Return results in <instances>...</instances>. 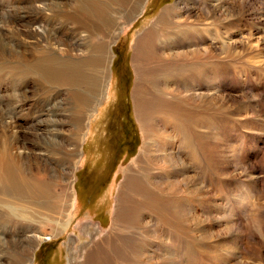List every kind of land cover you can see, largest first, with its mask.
<instances>
[{
	"label": "rangeland",
	"instance_id": "obj_1",
	"mask_svg": "<svg viewBox=\"0 0 264 264\" xmlns=\"http://www.w3.org/2000/svg\"><path fill=\"white\" fill-rule=\"evenodd\" d=\"M176 1L146 0L145 6L141 4V8H144L142 12L132 15L129 13V6L106 0L108 17L121 24L117 39L111 46L114 57L110 67L111 77H108V95L90 123L73 177L75 215L71 214L68 230L57 233L55 221L65 219L69 214L72 199L69 185L72 178H62L59 163L50 167L56 174L48 175L40 168L41 163L31 158L36 155V150L46 148L43 137L38 136V130H44L48 126L47 113L51 108L49 106L53 102L54 92L48 89V93L52 92L48 98V93L43 92L42 86L39 91V84H34L32 80L26 85L21 83L22 78L8 77L7 69L11 52L18 55L21 52L31 60L38 52L44 53L49 49V55L52 56V50L57 48L54 38L57 39L63 32L65 36H70V33L66 34L68 29L63 24L61 13L64 10L59 8V0H0V145L6 147L7 156L15 153L25 156L24 159L28 162L23 160L19 163L21 172L24 168L34 169L33 177H25L26 181L21 179L25 183L37 184L39 192H35L46 210H40L39 213L44 215L43 222L37 227L50 235L34 251L31 249L26 252L27 257H31L33 253V261L26 264H68L70 252L90 241L83 226L87 225L89 231L98 229L103 234L110 231L112 217H116V200L125 180L123 170L138 157L143 143L133 104L136 83L133 66L135 48L138 40L159 20L162 11L175 5ZM183 1L181 11L173 19L179 27L175 28L172 24H166L165 27H172V33H178L179 36L187 28L193 27L189 35L192 40H178L175 46L158 43L154 60H161L162 53L172 50L182 56L178 62L185 60L179 65L197 63L200 70L208 73V82L200 78L197 81L193 77L189 80V85L180 82L178 90L184 95L194 91L201 97L204 96L202 102L205 104L206 97L212 95L210 102L215 107L219 131L216 141L219 144L216 143L215 146L216 172H209L208 165L211 166V163L207 164L204 154L199 163L202 173L199 181L194 164L188 167L193 158L191 155H183L186 164L177 155L172 169L175 173H172L173 179L178 180L181 194L187 199L188 211L185 218L190 224L185 225L184 233L188 229L192 231L193 236H189V242H198L199 246L197 244L196 248L201 251L205 249L200 254L207 253L205 258L199 259L202 263L197 260L198 264H207V260H216L215 256H225L224 253L227 258L224 264H264V0ZM32 5L37 8H32ZM41 8L45 11L40 12ZM128 13L125 20L131 15L132 17L122 22L120 18L124 19ZM59 30L61 31L56 33ZM112 35L105 36L103 41ZM166 36L167 34L164 37ZM91 42L93 41H88L87 49L85 48L88 59L94 58V44ZM68 43L69 39L65 43L66 47ZM180 43L184 47L182 50L178 47ZM17 65L20 66V62ZM143 69L149 79H155L149 64H144ZM212 72L216 78L211 76ZM100 77V74L87 73L90 85L97 86ZM151 80H148V86L144 90V98L148 103L145 113L146 116L154 117L151 131L155 134V118L163 111L154 109L153 116L151 114L148 101L152 91ZM81 94L82 110H85L89 94H86L85 88L81 90ZM57 110H62L61 115H65V107ZM199 132L205 131L200 129ZM149 140H152V136ZM27 146L30 149H24ZM178 152L185 153L186 150L179 147ZM55 159L59 160V157ZM135 186L138 191H142L138 188L139 182H135ZM0 195L18 196L19 193L11 191L7 184L0 188ZM127 195L129 201H132L133 195ZM129 205L130 203L128 207ZM47 206L50 208L47 209ZM4 216H0V264H17L15 249L22 243L25 230L11 224L8 217ZM249 235L252 236L249 238ZM248 246L255 250L246 251ZM155 248V245L148 244L146 250L150 251L147 253ZM210 249L212 253L208 254ZM187 250L193 253L192 246H187ZM164 259H159L158 263ZM191 263L193 260L183 261V264Z\"/></svg>",
	"mask_w": 264,
	"mask_h": 264
},
{
	"label": "bare ground",
	"instance_id": "obj_2",
	"mask_svg": "<svg viewBox=\"0 0 264 264\" xmlns=\"http://www.w3.org/2000/svg\"><path fill=\"white\" fill-rule=\"evenodd\" d=\"M111 1L129 6V13H132V15L141 13L144 9L141 8V4L143 3L145 6L146 2V0H141V2L139 0ZM183 2V0H177L175 5L164 9L159 20L138 40L133 55L136 76L133 104L143 143L139 148L138 157L131 162L129 167L123 170L125 180L116 200L114 210L116 217H112L110 231L103 234L98 229L89 231L87 225L83 226L87 232H85V235L89 236L90 241L84 246L78 247V250L70 252L68 264H151V262H155V264H178L182 262L181 264H183L184 260H193L191 264H194V261L195 264H198L197 260H202L207 254L204 255V252L203 255L200 254L205 249L202 251L197 249L198 242L196 244L189 242V236H193L192 231L190 232L188 229L186 234L184 233L185 225L189 226L190 224L186 220L187 199L183 198L181 194L178 180L174 181L173 174L175 173L172 169H174L175 161H177V155H179L180 161H184V164H186V161L183 160V155L185 157L191 155L193 158L190 159L189 163L187 162L188 167L194 164L196 167L195 174L199 181L202 175L199 168L202 154L208 161L207 164L211 163V166L208 165L209 172L211 173L216 169L215 146L219 142H216L219 131L217 129L215 107L210 102L213 96H207L205 104L202 102L204 96L201 97L200 94L194 91L184 95L178 90L180 82L189 85V80L193 77L197 81L200 78V80L208 82V73L206 74L202 69L200 70L197 63L179 65L180 62L185 60L182 59L178 62L182 56L172 50L165 54L162 53L161 60H154L155 47L158 43L165 46H175L178 40H192L189 35L193 27L184 30L180 36L177 35L178 33H172V27L171 29L165 27L166 24H172L175 28L179 27L173 19L181 11ZM105 3L106 0H59V8L62 11L64 10L61 13L63 24H66L68 29L66 34L70 33V36H65L63 32L57 39L54 38L57 48L52 50V56L49 55V49L44 53L38 52L37 56L31 60L25 58L21 52L19 55L11 52L7 69L9 70L8 77L22 78L21 83L24 82L26 85L30 84L32 80L34 84H39V88L36 87L39 91L42 86L43 92L48 93V89L54 92L55 97L53 96V102L49 106L51 108L49 111L47 110L48 126L44 130H38L40 131L38 136L43 137V145L46 148L36 150V155L31 156V158L35 162H40V168L48 175L56 174L50 167H53L55 163H59L62 168L60 173L62 178L65 180L69 177L72 178V183L69 185L71 186L69 188L70 196L72 191L69 214L66 215L65 219L55 221L58 229L57 233L67 231L72 217L71 214L75 215L73 212L75 195L73 177L82 155V145L87 137L90 123L108 95V85H110L108 77H111L110 67L114 57L111 46L117 39L121 24L117 20H111L108 17ZM41 4L44 6L43 2ZM32 8L37 7L32 5ZM39 10L40 12L45 11L43 8ZM129 13L124 19L120 18L122 22L130 20L132 15L128 20H125ZM112 34L116 35L113 36ZM166 34L167 36L164 37ZM107 35H112V37L103 41ZM68 39L69 43L66 47ZM97 39H99V42ZM90 40L94 44L92 46L94 58L92 59H88L85 53L86 44ZM169 40L175 42L169 43ZM178 45L179 49H184L181 43ZM16 61L20 62V66L17 65L18 62ZM144 64L151 66L152 76L155 79L148 78L145 69H143ZM87 73L101 75L97 86L89 84ZM211 76L215 77V74L212 72ZM148 80L152 82V91L148 100L151 114L153 116L154 109L163 111L155 118L157 127L155 134L151 131L154 117L146 116L145 113L148 103L144 98V90L148 86ZM83 88H85L86 94H89L88 105L85 110H82L83 105L81 103L83 98L81 90ZM51 94H47L48 98ZM64 107L65 115L63 116L61 115L62 110L58 111L57 108ZM200 129L205 132H199ZM150 136H152L151 141L149 140ZM179 147H183L186 152H178ZM27 148L30 149L28 146L24 149ZM217 148L219 149V147ZM19 155L15 153L7 156L6 147L3 144L0 145V188L9 184L11 191L19 193L18 196L0 195V216H7L11 224H16V227L20 226L25 230L23 241L15 250L17 251L16 263L26 264L33 261V253L31 257H27L26 252L31 249L34 251L39 247L40 242L50 235L37 227L44 216L39 213L40 210H46L43 207L44 203L41 202V198L37 194L39 192L37 184L30 183V185L23 181H26L25 177H33L34 169L24 168L21 172L19 163L23 160L27 163L28 160L24 159V155ZM56 157H59V160H56ZM219 158L221 159L220 156ZM261 161L263 160L261 159ZM260 166L262 167V165ZM53 180L57 181L58 179ZM135 182H139L138 188H141L142 191L137 190ZM136 193L141 195H135ZM127 194L133 195L132 201H129ZM46 208L49 209L50 206ZM250 236L252 235H249V238ZM148 244H153L156 247L149 253L147 252L150 250H146ZM249 245H251L250 242ZM187 246L193 247L192 254L187 250ZM245 247L247 246L245 245ZM245 250L252 252L255 249L251 246ZM80 252H82L81 255ZM209 253H212V251ZM224 255L215 256L216 260H207V264H220V262L224 264L227 259L225 253ZM142 258L145 260H142ZM159 259L164 260L158 263ZM243 262L245 261L243 260Z\"/></svg>",
	"mask_w": 264,
	"mask_h": 264
}]
</instances>
